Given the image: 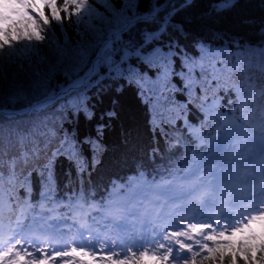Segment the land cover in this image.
Listing matches in <instances>:
<instances>
[{"label":"trees","instance_id":"obj_1","mask_svg":"<svg viewBox=\"0 0 264 264\" xmlns=\"http://www.w3.org/2000/svg\"><path fill=\"white\" fill-rule=\"evenodd\" d=\"M41 1L57 55L43 63L41 46L21 61L16 54L2 68L0 110L54 95L87 70L105 39L160 10L117 35L82 88L27 115L0 114L2 238L58 225L71 239L75 228L116 215L176 210L188 189L203 195L222 159L237 171L247 140L264 135V0ZM91 18V33L79 38L88 39L74 41L72 27ZM13 27L39 44L47 37L29 9L0 35ZM189 228L188 255L158 264H246L253 247L264 260V233L231 240L221 254L207 250L220 244L200 221Z\"/></svg>","mask_w":264,"mask_h":264},{"label":"rangeland","instance_id":"obj_2","mask_svg":"<svg viewBox=\"0 0 264 264\" xmlns=\"http://www.w3.org/2000/svg\"><path fill=\"white\" fill-rule=\"evenodd\" d=\"M41 2V0H0V31L4 30L7 24L15 18L24 15L26 10L29 9L45 24L47 35L45 39L41 40L42 43L40 44L36 41L38 35L31 38L35 34L27 36L26 33L17 32L15 27L8 29L7 36L2 37L0 35V81L2 83H6V75L2 68L11 67V64L10 66L8 64L13 57H16V54H19V60L21 61L20 57L22 58L25 51L29 56L34 53L38 54V46H41L39 53L41 58L44 56L43 63L50 62L57 55L51 53L55 52V49L53 51L50 48L55 42L50 39L52 33L49 31L48 23L43 16ZM105 4L103 3L102 6H105ZM91 21H94V19L91 18L87 23L85 20V24L81 27L79 25H74L72 29L70 27L74 34V41L84 37L86 33H91L89 31ZM96 23L100 22L97 21ZM96 23H91V25L96 26ZM54 39L59 40L58 37H54ZM85 40L79 39V42ZM33 46L36 49L31 50ZM75 51H77L76 48ZM70 60H74V56L69 57L68 61ZM68 64L73 66L72 61ZM75 81L68 85L73 84ZM55 101L44 103L35 109L43 108ZM7 111H10V109ZM246 146L248 150L243 155L239 173L235 171L233 162L223 160L218 170L210 175V187L206 190V196L198 200L196 212L202 214V218H206L205 228L207 233H211L213 237H216L213 240L220 245H224L231 240L242 241L251 234L260 236L261 233H264V223H262L264 221V210H257L260 203L264 201L262 197L264 183L260 181L262 178L255 175L257 170L264 167V139L251 138L247 141ZM240 170L243 173L242 181L236 182L232 177L242 174ZM233 181L238 184V187L230 190L228 186ZM194 191L192 190L189 195ZM184 200L185 198L182 201ZM184 210L185 204L181 202L180 211H177V209L167 211L162 208L156 214L147 213L142 217L134 216L132 219H124L121 215H116L110 218V225L99 226L98 231L81 230L73 237L74 247L84 248L83 253L77 250L73 252L67 250L68 245L66 244L68 243L64 241L61 233L58 232V225L55 226L53 233L58 236L55 235V239L49 243L34 235L17 237L14 234L8 240H0V264H135L134 260L137 258L132 257H136L141 251H147L150 247L158 255H165L169 258L182 257L188 253V249L185 254H182L179 251L180 245L181 248H184L185 242L191 243V231L187 224L199 220V217L189 214L183 217L184 222L177 223L175 221L176 214L184 213ZM151 222L155 224L156 230L149 227ZM200 222L203 223V221ZM254 223L262 226L250 228ZM236 229H243V231H234ZM46 232L48 231L44 229L39 231L40 234ZM48 233L51 234L50 231ZM221 233H225V235L221 236ZM235 233H237L236 236L232 237ZM44 242L46 245H44ZM224 248H220L221 254L225 252ZM154 253H142L141 258L144 261L141 260L139 264H157ZM246 257V264H264V260L258 254L257 247H253Z\"/></svg>","mask_w":264,"mask_h":264},{"label":"water","instance_id":"obj_3","mask_svg":"<svg viewBox=\"0 0 264 264\" xmlns=\"http://www.w3.org/2000/svg\"><path fill=\"white\" fill-rule=\"evenodd\" d=\"M158 11H159V9H155L152 14L143 15V16L134 18L133 20H131V21L128 22L126 28L129 27V26L134 25L135 23L143 22V21H149V20L153 19L157 15ZM123 31L116 32L115 35H118V34L122 33ZM110 42H111V40L104 41L103 44L101 45L99 51H101V49H102L103 46H105V48H107L109 46ZM99 51H98V53H99ZM98 55L99 54H97V56ZM93 72L94 71L87 72L81 78V81L78 83V85L73 86L72 84H70V85L66 86L65 88H63L62 90L58 91L56 94L46 96V97L42 98L41 100H38V101L33 102L30 106H28V107H26L24 109L18 110V111L0 110V114H2L4 116H7V117L26 115L31 110L39 107L40 105H43L44 103L51 102V101H55V100L61 98L62 96H65V95L69 94L70 92H72V91H74L76 89L81 88L83 86V84L85 82H87L91 78ZM182 251L184 252L185 250L183 249Z\"/></svg>","mask_w":264,"mask_h":264},{"label":"bare ground","instance_id":"obj_4","mask_svg":"<svg viewBox=\"0 0 264 264\" xmlns=\"http://www.w3.org/2000/svg\"><path fill=\"white\" fill-rule=\"evenodd\" d=\"M104 49H105V46L102 47L101 51H99V53H98L99 55H98L97 57H95V59L92 61V64H91V66H90V68H89V71H94V69L96 68L97 63H98V61H99V59H100V56L102 55ZM80 81H81V78H80L79 80H76L72 85L75 86V85H77V83H79ZM260 171H263L262 174H263V176H264V168H261ZM255 174H256V175H259L257 172H255ZM262 197L264 198V190H263V195H262Z\"/></svg>","mask_w":264,"mask_h":264},{"label":"snow or ice","instance_id":"obj_5","mask_svg":"<svg viewBox=\"0 0 264 264\" xmlns=\"http://www.w3.org/2000/svg\"><path fill=\"white\" fill-rule=\"evenodd\" d=\"M234 231H243V229H236V230H234ZM220 235H221V236H224L225 233H221ZM208 239L213 240V239H216V237H212V236H210V237H208ZM221 247L231 248V247H232V244H231V242H226L225 245H217V248H216V249L208 248L207 250H208L210 253H212V252H214V251L219 250ZM244 259L247 260V257L245 256Z\"/></svg>","mask_w":264,"mask_h":264}]
</instances>
